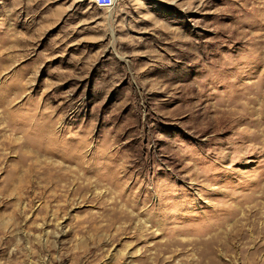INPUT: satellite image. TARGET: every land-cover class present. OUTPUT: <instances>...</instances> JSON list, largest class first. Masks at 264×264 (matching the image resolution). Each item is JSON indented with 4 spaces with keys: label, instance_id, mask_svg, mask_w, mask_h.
I'll return each instance as SVG.
<instances>
[{
    "label": "rangeland",
    "instance_id": "rangeland-1",
    "mask_svg": "<svg viewBox=\"0 0 264 264\" xmlns=\"http://www.w3.org/2000/svg\"><path fill=\"white\" fill-rule=\"evenodd\" d=\"M0 264H264V0H0Z\"/></svg>",
    "mask_w": 264,
    "mask_h": 264
},
{
    "label": "built area",
    "instance_id": "built-area-1",
    "mask_svg": "<svg viewBox=\"0 0 264 264\" xmlns=\"http://www.w3.org/2000/svg\"><path fill=\"white\" fill-rule=\"evenodd\" d=\"M115 0H94V5L101 9H111L114 7Z\"/></svg>",
    "mask_w": 264,
    "mask_h": 264
},
{
    "label": "bare ground",
    "instance_id": "bare-ground-1",
    "mask_svg": "<svg viewBox=\"0 0 264 264\" xmlns=\"http://www.w3.org/2000/svg\"><path fill=\"white\" fill-rule=\"evenodd\" d=\"M249 101V100H248ZM251 101V100H250ZM249 105V104H248ZM250 109V108H249ZM10 114V113H9Z\"/></svg>",
    "mask_w": 264,
    "mask_h": 264
}]
</instances>
